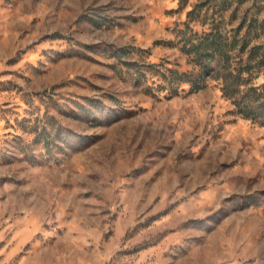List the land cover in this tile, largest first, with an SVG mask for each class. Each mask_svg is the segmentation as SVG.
Returning <instances> with one entry per match:
<instances>
[{"label": "rangeland", "instance_id": "1", "mask_svg": "<svg viewBox=\"0 0 264 264\" xmlns=\"http://www.w3.org/2000/svg\"><path fill=\"white\" fill-rule=\"evenodd\" d=\"M256 86L264 0H0V264H264Z\"/></svg>", "mask_w": 264, "mask_h": 264}, {"label": "trees", "instance_id": "2", "mask_svg": "<svg viewBox=\"0 0 264 264\" xmlns=\"http://www.w3.org/2000/svg\"><path fill=\"white\" fill-rule=\"evenodd\" d=\"M210 35L214 36L213 32L208 33L204 39H202L199 43H197V46L195 47V53L198 55L199 58H203V61L201 63L202 69L206 71L211 64L209 60H206L204 58L208 57L210 59L218 57L220 58V61L218 64L223 63V52L220 50V44L222 40H217L216 37H209ZM217 54V55H216ZM219 54V55H218ZM225 60V59H224ZM216 67V66H215ZM224 67V66H223ZM241 70L238 71L234 76L237 78L235 81H229L231 73H227L225 76V84L223 86V90L225 94L232 93L233 97H235L234 94H238L240 91L242 92V87L246 86V79L242 78V72ZM252 91V93L248 91ZM235 101L239 105L240 112L243 113L246 117H253L256 114V110L254 109V105L257 104V106L262 107L264 105V94L263 90L260 89V86L251 87L245 93H243L241 96H237L235 98Z\"/></svg>", "mask_w": 264, "mask_h": 264}]
</instances>
